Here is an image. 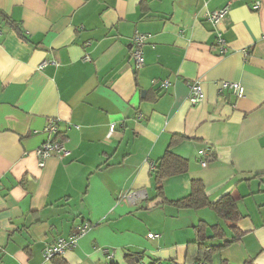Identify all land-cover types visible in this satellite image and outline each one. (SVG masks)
Returning <instances> with one entry per match:
<instances>
[{
  "label": "crops",
  "instance_id": "0c3cea01",
  "mask_svg": "<svg viewBox=\"0 0 264 264\" xmlns=\"http://www.w3.org/2000/svg\"><path fill=\"white\" fill-rule=\"evenodd\" d=\"M225 4L213 26L206 14ZM136 31L148 35L139 68ZM43 60L58 64L40 69ZM195 80L204 96L190 104ZM222 80L244 96L219 89ZM50 117L70 154L40 165ZM173 135L188 170L164 178L156 197L153 165ZM192 181L211 202L236 201L235 225L209 207L167 202ZM84 222L75 247L44 259L46 244ZM200 222L237 237L210 264H264V0H0V264H128L126 253L195 264Z\"/></svg>",
  "mask_w": 264,
  "mask_h": 264
},
{
  "label": "built area",
  "instance_id": "2783aa9c",
  "mask_svg": "<svg viewBox=\"0 0 264 264\" xmlns=\"http://www.w3.org/2000/svg\"><path fill=\"white\" fill-rule=\"evenodd\" d=\"M260 7V2H256L252 7L254 10ZM229 11V5L225 4L222 7L210 11L206 14L208 20L212 23L213 26H216L220 21H222L225 15ZM216 40L214 43L215 48L218 50V54L223 55L227 52L228 46L226 40L224 39L222 32L220 30L215 31ZM148 35L146 33H141L136 31L131 37V57L135 62L136 68L141 67L144 64V57L142 52V47ZM244 53H247L248 50L244 49ZM48 63L58 64L52 60H43L38 68H42ZM170 85L169 81L164 79L160 81L159 86L161 89H166ZM189 86V95L188 101L190 104H197L203 100V91L199 81L195 80L188 84ZM219 89H228L236 97L244 96V88L238 82L232 80H222L219 82ZM58 124L59 119L57 117H50L47 119L43 132L46 134L47 139L41 143L37 149V155L40 160V165H42L43 160L49 156H56L58 158L67 157L70 154V151L65 146L63 140L58 139L56 136L58 134ZM113 130V126L110 127V131ZM200 155V164L206 166L208 160L212 157L207 150L199 152ZM91 227L87 222L82 223L80 226H77L74 231L68 237H58L51 243H48L44 246L42 255L45 260H50L55 256L62 255L65 251L72 249L76 246L78 239ZM149 237H156V234L150 233ZM108 259L112 258V253L105 251ZM195 264H205L203 262H196Z\"/></svg>",
  "mask_w": 264,
  "mask_h": 264
},
{
  "label": "trees",
  "instance_id": "16d2710c",
  "mask_svg": "<svg viewBox=\"0 0 264 264\" xmlns=\"http://www.w3.org/2000/svg\"><path fill=\"white\" fill-rule=\"evenodd\" d=\"M1 14L4 18L6 17L3 13ZM181 138L183 137L180 135H173L168 147L166 148L162 156L154 162L152 176L155 183L156 197L162 196V180L164 178L183 174L188 170V160L184 157L176 155L175 153H173V151H171V147L176 143L177 139ZM164 200L165 198L163 197V202ZM167 202L172 203L179 208L197 209L202 207H209L222 219L228 221L232 225H235L234 223L241 216L236 201L230 195H224L215 202L209 201L205 193L204 186L200 181H192L190 192L187 196L175 201ZM208 230L211 231L210 234H208ZM233 231L236 232L235 227ZM236 239V236H233L230 239H226L219 226H208L204 222H200L195 226V237L193 240V243L197 246V253L192 258L188 257L187 261L210 264V262L212 261V256L214 254H217L222 248L228 246ZM214 240H221V243H213ZM140 258V254L135 255L132 253H126L125 255V259L128 264H141ZM152 264L160 263L155 261ZM245 264L251 263L250 261H248Z\"/></svg>",
  "mask_w": 264,
  "mask_h": 264
}]
</instances>
